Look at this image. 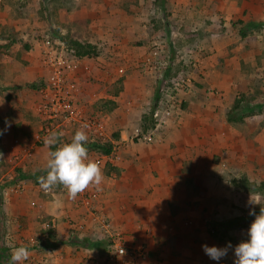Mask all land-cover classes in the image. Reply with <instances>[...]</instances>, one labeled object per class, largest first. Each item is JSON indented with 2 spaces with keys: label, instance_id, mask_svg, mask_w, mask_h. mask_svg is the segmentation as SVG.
I'll return each mask as SVG.
<instances>
[{
  "label": "rangeland",
  "instance_id": "rangeland-1",
  "mask_svg": "<svg viewBox=\"0 0 264 264\" xmlns=\"http://www.w3.org/2000/svg\"><path fill=\"white\" fill-rule=\"evenodd\" d=\"M253 23L264 24V0H0V77H10L36 91L38 110L30 107L25 117L39 120L38 141L55 133L57 147L71 141L69 134L81 129L86 132L89 159L98 161L104 174L101 186H89L87 196L97 193L91 205L99 203V209L111 210V215L120 213L119 220L114 218L117 222L109 219L122 233L113 236L120 234L128 248L146 250L138 264H234V248L249 238L248 229L255 219L250 212L258 215L264 208V28L249 26ZM242 28L245 38L239 35ZM117 40L128 53L125 59L117 54ZM73 41L92 45L95 54L78 57L69 45ZM50 50L62 61L61 90L52 86L53 66L43 63ZM33 64L38 65L39 77L35 83L23 84ZM90 66L100 69L97 76ZM77 68L88 74L84 81L95 80L101 86L96 92L102 94L93 96L95 90L87 91L85 86L90 97H79L96 100L91 105L93 115L75 100ZM2 70L6 71L3 76ZM4 92L0 87V96ZM4 99L17 100L13 95ZM62 100L71 101L69 112L58 108ZM235 100H240V106L234 111ZM55 109V118L48 119ZM167 109L169 115L160 113L162 121L156 123L154 111ZM230 113L243 120L227 122ZM91 121L100 124L98 130L88 125ZM126 126L131 131L123 141L121 130ZM168 130L184 148L194 151L179 178L168 177V170L143 160L154 156L151 151L164 142ZM229 130L237 137L227 145ZM218 131L223 155L210 151ZM144 136H151V141ZM200 143L208 151L203 153ZM103 144L112 145L110 155L93 148ZM199 146L200 167L196 168L193 160ZM26 147L13 150L17 157L14 168L17 163L31 164L36 157L35 146ZM228 150L231 152L226 154ZM2 151L0 148V156L6 152ZM122 156L127 160L124 167L118 165ZM2 162L0 157V253L3 250V255H9L21 245L37 253L57 249L63 243L45 233L50 228H38L45 220L40 217L43 207L38 206L37 198L46 194L52 198L53 193L65 192V187L57 184L49 192L43 190L38 178L47 175L46 168L30 166L32 173L22 179L28 180L26 186L9 192L23 194V220H30L38 229L31 227L29 233L33 234L26 237L30 222L10 221L3 213L5 189L22 174L17 167L14 174L6 172ZM126 170L133 172L126 199L116 196L109 201L113 191H121L119 183ZM133 192L139 197L141 193L151 195L147 200H133ZM126 220L134 225L133 230L121 228L128 224ZM235 220L239 221L232 224ZM76 223L69 220V225ZM99 238L102 236L95 234L94 241L88 240L93 247L84 249L104 259L109 245ZM229 242L233 247L219 262L202 248L205 244L226 247ZM127 261L131 259L121 258L120 262Z\"/></svg>",
  "mask_w": 264,
  "mask_h": 264
},
{
  "label": "crops",
  "instance_id": "crops-1",
  "mask_svg": "<svg viewBox=\"0 0 264 264\" xmlns=\"http://www.w3.org/2000/svg\"><path fill=\"white\" fill-rule=\"evenodd\" d=\"M95 39L91 40V44ZM117 43L119 46H117V54L121 56V58H124L128 53H126L124 50V44H120V40H117ZM143 48V47H142ZM225 49L224 46H222L221 50ZM239 49V48H238ZM144 50V48H143ZM240 50V49H239ZM125 59V58H124ZM87 64L89 62L87 61ZM88 66H86L87 68ZM38 69V65L36 66L35 64L29 65V73L30 75L28 77H24V81L22 82L23 84L25 83H35L36 79H38V75L36 74ZM90 70H92L93 74L97 76L99 74L100 69H97V67H91ZM89 70H87V73ZM124 72V71H123ZM2 74H6L5 70H2ZM88 76L85 73H83L82 69L79 71V68H77L74 72V82L75 86H78V88L75 87V92H76V97L75 100H77L80 103V107L84 106L86 107V113L88 115H93V106L95 105L94 98L92 100H80V96L83 94L88 95V98L90 97L89 94H87V91L95 90L93 92V96H96V94H102V93H97L96 91L101 89L100 84L95 83L94 81H84L83 77ZM3 76V75H2ZM93 76V75H92ZM94 77V76H93ZM106 77V75H105ZM103 77V78H105ZM102 78V79H103ZM98 79V78H96ZM106 81V80H105ZM89 87L87 91L85 90V87ZM104 89H105V83L103 84ZM0 87L5 88L6 92L3 93V95L0 96V130H4L6 128L5 121H7L11 126L8 127L3 135H0V148L3 149V151H6L4 156L3 154L0 156L3 158V162L5 164V170L8 173L14 174V169L17 167V170L21 172L22 175H27L31 174V168L30 166H33L35 168H46V162L48 159V153L51 151L50 147L46 144V141L44 139V142L38 141L37 140V134L38 131L41 130V124L39 120L35 117L34 120L30 121V119L27 120L25 117V111L28 109H33V111L38 110V104H39V99L37 100L36 95L34 90L32 89H25L22 87V84L19 83L17 80H13L10 77L8 78H3L0 77ZM21 88V89H19ZM34 94H33V93ZM79 92V95H78ZM7 95H13L16 96L17 100H5L4 97ZM92 96V95H91ZM26 99V100H19V99ZM36 98V99H35ZM121 100H118L120 102ZM94 104V105H93ZM93 105V106H91ZM123 109H125L124 106H122ZM32 111V110H31ZM32 111V112H33ZM96 115V114H95ZM124 126V125H123ZM122 126V127H123ZM130 126H126V129L121 130V140H125V137H128L131 128ZM183 135L189 136V134H185L184 130H180ZM189 131V130H188ZM199 134L200 132L197 131ZM215 134V133H213ZM226 135V134H225ZM69 136L72 138L74 134H69ZM205 137V135H202ZM210 137V135H208ZM214 138H216V145L214 144V147L210 149L212 153L214 154H221L223 155V148L221 149V146L219 145L221 143L220 140V134L219 131L217 135H213ZM228 141H226V144H230L233 141H231L233 138L237 137V134L234 131L229 130L228 134L226 135ZM176 137H173V134L171 130H168L167 133H165L164 136V142L161 144L155 146L153 150L151 151L150 154H154L152 157H144L143 160L145 162L150 161V165L153 166L155 165L156 169H163V170H168L165 175H169L168 177H174V178H179L183 175L182 169L185 167V163L189 162L191 158V153L194 151H190L189 148H184L183 142L180 140L176 141ZM225 139V140H227ZM174 141V142H173ZM189 141V140H188ZM17 145H14V143H17ZM180 142V143H179ZM41 144V145H36V144ZM173 143V144H172ZM202 145V152L208 151V148L200 143ZM29 147H34L35 146V151L36 157H33L31 161H33L31 164L25 165V163H17L16 167L12 166L14 162L16 161L15 152L13 151L16 149V151H22L21 149L28 148ZM60 146V145H59ZM58 147V146H57ZM171 147H174L175 149L172 150ZM231 146L229 147V149ZM2 151V152H3ZM200 152V146L195 150V157L193 160V164L196 168L200 167L199 166V158L197 157V153ZM231 151L228 150L225 153H230ZM35 156V155H34ZM123 159L118 161V165L122 164L123 167L127 163L126 157H121ZM34 159V160H33ZM186 161V162H185ZM20 166H17V165ZM9 165V166H8ZM122 167V168H123ZM124 169V168H123ZM171 169V171H170ZM132 171L131 170H126L123 171V175H121V180H120V189L121 191L112 192L111 195V200L108 199L109 201H112L113 197L120 196L121 198L123 197L126 199L128 195L127 189L130 186V179L132 177ZM28 180H19L17 183L14 185H11L10 188H7L5 193H7V197H5L4 202L5 204L3 205V213L5 214L6 217L9 218L10 221H21L22 223L27 221L30 222L28 224V229L27 226L25 228L24 233L26 234V237L31 238V234L29 232L32 230L31 227H35V230H38L37 227L33 222L30 220H23V217L25 215V198L23 194H20L19 196H12L9 194L11 190L14 188L20 187V185L26 186ZM134 186V183H133ZM65 192H58V193H53L52 198H50L47 194L46 196L42 195L40 198H37V204L40 207H43V209L40 211L41 215L40 217L44 218L45 223H39L38 226L39 229L45 230V228H50L45 232L46 234L50 233L53 234L56 240L59 242H62L63 244H59L57 249H53L50 251H43L41 253H37V251H31L29 250V258L24 262V264H122V262L117 261H110V257L105 256L104 259L98 258L95 255V251H89L88 249H84L82 245L76 246L74 243L70 242V238L73 239H86L89 241H94V236L95 234H100L102 238L99 239H104L107 242H110L109 236L114 235L115 232H120L117 230L118 227H115L114 225L116 223L111 222L109 219H114L118 218L120 216V213L116 214L113 212L111 215V210H106L103 212L102 209H99V203H94L93 205H90V210L86 205L81 202V194L77 195L75 199L71 198L68 194V191L66 188H64ZM118 190V188H117ZM133 190V187H132ZM36 191V190H35ZM51 191V190H50ZM86 192L89 191L85 190ZM102 192V191H101ZM135 192H133L134 194ZM136 196H133V200H147L149 199V196L151 194L148 193H141L140 197L138 193H135ZM154 195V194H153ZM155 196V195H154ZM130 199V198H128ZM197 210H200L199 208ZM92 212V215H91ZM76 220L79 223H76L75 225H69V220ZM120 217L118 218V220ZM123 219V218H122ZM103 220V221H102ZM116 222L118 220L114 219ZM128 224L121 225V228L124 229V226L126 229L133 230L132 225L128 220H126ZM48 225H47V224ZM136 223V222H134ZM25 225V224H24ZM23 225V226H24ZM121 233V232H120ZM122 234V233H121ZM35 235V234H34ZM109 239V240H108ZM77 244V243H76ZM1 248V246H0ZM3 252V250H1ZM13 250L9 251V255L5 254V252L0 253V261L3 259L5 260L4 264H9V257L11 258ZM89 253V257L86 258L84 253ZM87 255V256H88ZM137 260V263L138 264Z\"/></svg>",
  "mask_w": 264,
  "mask_h": 264
},
{
  "label": "clouds",
  "instance_id": "clouds-1",
  "mask_svg": "<svg viewBox=\"0 0 264 264\" xmlns=\"http://www.w3.org/2000/svg\"><path fill=\"white\" fill-rule=\"evenodd\" d=\"M6 128L0 130V135L11 125L5 121ZM88 136L84 130H77L70 142L55 147L48 153L46 162L47 175L38 178L40 187L49 191L57 184L63 185L71 198L75 199L79 193L89 186L99 188L104 180V174L98 163L89 159ZM58 135L52 134L46 144L49 147L56 146ZM255 219L248 229V239L240 242L234 248L236 259L234 264H264V208L257 215L250 212ZM229 242L226 247L202 245L205 254L212 260L219 262L227 256L232 248ZM29 250L21 245L13 249L9 264H24L29 258Z\"/></svg>",
  "mask_w": 264,
  "mask_h": 264
},
{
  "label": "built area",
  "instance_id": "built-area-1",
  "mask_svg": "<svg viewBox=\"0 0 264 264\" xmlns=\"http://www.w3.org/2000/svg\"><path fill=\"white\" fill-rule=\"evenodd\" d=\"M46 45H48V42L46 43ZM47 56H45V60L43 63H45L46 65H52L53 68V76H52V86H54L56 89L58 90H61V88H63L62 86V67H61V64H62V61L60 60V57H58L54 52H52V50L50 51H46L45 54H47ZM71 101H65V100H62L61 103H57L58 105V108L62 109L65 113L66 112H69L71 110V108L69 107V103ZM54 109V108H53ZM54 114L52 115H49L48 116V119H54L55 118V115L57 113V110H53ZM162 114L163 117L165 116H168L169 113H170V110H164V113H162V111L160 110H155L154 113H153V117L156 121V123L162 121L159 117V114ZM88 125L93 127L94 129H97L100 127V124H98L96 121L95 122H88ZM96 130V131H97ZM144 140H148V141H151V136H144L143 137ZM16 153V151H15ZM17 159V157H16ZM96 163L99 164V162L97 161ZM89 188H94V185L93 186H90ZM88 188V189H89ZM86 189V190H88ZM49 192V191H47ZM96 193V192H95ZM81 194V195H80ZM79 195L81 196V202H83L86 207H88V209L90 210V205H91V201L96 198V194L94 193H90V195L87 196V192L86 191H83L82 193H80ZM98 196V195H97ZM103 221V220H102ZM109 238L111 239L110 241V244H109V252L108 254L111 255L109 256L110 257V261H117L119 260V262L121 261V258H128L129 260L131 259V261H127V262H123V263H126V264H133V261L135 262V260H139L143 257V255H147V252L146 250L144 249H135V248H128L125 244V240L123 238L120 237V234H117L115 236L111 235L109 236ZM126 261V259H125Z\"/></svg>",
  "mask_w": 264,
  "mask_h": 264
},
{
  "label": "trees",
  "instance_id": "trees-1",
  "mask_svg": "<svg viewBox=\"0 0 264 264\" xmlns=\"http://www.w3.org/2000/svg\"><path fill=\"white\" fill-rule=\"evenodd\" d=\"M249 26L254 27V28H264V24H260L259 26H257V25H255L253 23V24H250ZM239 35H240L241 38H245L246 35H247L246 29L245 30L243 28L240 29ZM69 45L73 48V50L75 51V53H76V55L78 57H86V56H91V55L95 54L94 47L92 45H90V44L84 45V44H81V43L73 41ZM239 101L240 100H235V104H234V107H233L234 111L239 108V106H240L239 105L240 104ZM226 119H227V122H229V123H238L239 121L243 120V117L240 116L239 118H237V116L235 117V115L233 113H230V114L227 115ZM93 148L96 149L97 151L103 153V155H105V156L107 155L108 156L111 153L112 145L111 144H106V145L103 144L102 146H93ZM50 150L51 151L55 150V146L51 147ZM25 177H26L25 175H20L19 179L21 180V179H24ZM237 221H239V220L233 221L232 224L236 223ZM70 242L82 245L84 248H87V247L92 248L93 247V246L92 247L89 246L90 242L88 240H86V239H83V240L74 239L73 241L71 240ZM106 243L108 245L110 244L109 241L108 242L106 241ZM4 263H5L4 259L2 261H0V264H4Z\"/></svg>",
  "mask_w": 264,
  "mask_h": 264
}]
</instances>
